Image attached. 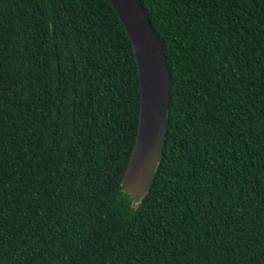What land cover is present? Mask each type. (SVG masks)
<instances>
[{"label": "trees", "instance_id": "obj_1", "mask_svg": "<svg viewBox=\"0 0 264 264\" xmlns=\"http://www.w3.org/2000/svg\"><path fill=\"white\" fill-rule=\"evenodd\" d=\"M170 71L147 192L107 0H0V264H264V0H142Z\"/></svg>", "mask_w": 264, "mask_h": 264}, {"label": "water", "instance_id": "obj_2", "mask_svg": "<svg viewBox=\"0 0 264 264\" xmlns=\"http://www.w3.org/2000/svg\"><path fill=\"white\" fill-rule=\"evenodd\" d=\"M120 19L136 60L140 109L133 149L122 187L138 201L149 189L161 160L168 128L170 71L161 38L142 0H107Z\"/></svg>", "mask_w": 264, "mask_h": 264}]
</instances>
